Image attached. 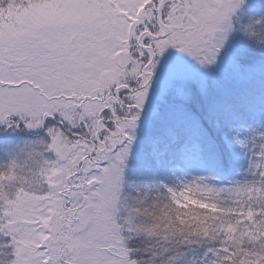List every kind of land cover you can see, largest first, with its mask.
<instances>
[{
    "label": "snow or ice",
    "instance_id": "snow-or-ice-1",
    "mask_svg": "<svg viewBox=\"0 0 264 264\" xmlns=\"http://www.w3.org/2000/svg\"><path fill=\"white\" fill-rule=\"evenodd\" d=\"M0 264H264V0H0Z\"/></svg>",
    "mask_w": 264,
    "mask_h": 264
}]
</instances>
